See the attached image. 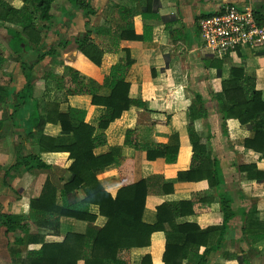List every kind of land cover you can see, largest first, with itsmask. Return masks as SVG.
Masks as SVG:
<instances>
[{
    "label": "crops",
    "instance_id": "crops-1",
    "mask_svg": "<svg viewBox=\"0 0 264 264\" xmlns=\"http://www.w3.org/2000/svg\"><path fill=\"white\" fill-rule=\"evenodd\" d=\"M2 1L14 9L23 6L20 0ZM84 1L94 12L89 18L73 4L74 0L55 1L51 8L53 21L43 33L39 53L14 55L6 26H0V88L5 92V104L0 103V219L5 215L27 218L30 201L39 197L47 180L55 190L56 206H69L85 199L86 192L81 187L73 192L65 191L71 180L69 154L49 149L73 143V135L62 131L57 113L81 110L85 112L84 121L96 126L103 109L91 104L90 95H71L64 99L63 92L43 78L50 72L60 76L67 65L102 85L110 67L127 50L133 61L126 76L129 97L144 102L147 112L132 107L104 131L106 144L94 149L93 155L100 157L111 148L120 147L126 162L129 160L132 165L124 167V179L115 164L105 167L95 173L97 184L114 198L123 185L145 181L148 193L141 220L146 225L157 222V208L164 203L192 201L196 195L204 200L194 207L200 209L198 214L176 218L173 230L167 225L165 230L153 232L148 246L132 249L123 258L130 264H164L167 246H177V251L185 245L186 235L176 230L175 225L195 224L204 235L196 238L189 251H177L172 264H264V158L243 146L242 141L250 135L246 126L234 119L222 122L214 100L222 92V83L230 79L232 67L244 68L254 75L255 89L264 100V46L242 48L222 57L209 55L201 47L197 26L199 19L218 14L227 6L243 8L246 5L251 6L255 19L260 18L264 26V0H158L153 8L158 18L151 19L143 18L142 1ZM116 4L132 8L135 34L142 35L144 26H151L150 40H123L115 52V46L104 33L95 34L98 28L105 31L118 24V15L112 14V6ZM88 31L98 46L107 50L100 67L77 51L73 42ZM63 43L68 44L63 48ZM49 51L54 54L46 55ZM39 55L44 56L41 59ZM108 95L104 87L98 92L99 97ZM198 98L204 103L206 118H199ZM189 126L204 145L212 164L208 163L204 176L207 178L214 169L221 180L218 189L211 191L209 181L203 178L197 182L177 179L178 172L191 166ZM127 129L135 131L138 149L124 145ZM100 132L95 130L94 136ZM146 145L165 146L170 153L176 152L175 163H166L164 158L147 160L146 151L141 149ZM37 154L48 169L35 166L33 157ZM240 167L255 169L241 171ZM257 173L262 179H256ZM97 184L92 180L91 188ZM223 198L229 200L233 216L221 229ZM90 212L96 216L92 224L60 217L56 234L49 228L35 227L28 219L23 220L21 224L25 223L29 232L26 239L38 240L28 243L26 249L61 242L69 233L85 234L102 228L106 218L99 215L96 206H91ZM22 235L7 233L0 223V251L10 256L9 260L0 257V264H11L14 240Z\"/></svg>",
    "mask_w": 264,
    "mask_h": 264
},
{
    "label": "trees",
    "instance_id": "trees-1",
    "mask_svg": "<svg viewBox=\"0 0 264 264\" xmlns=\"http://www.w3.org/2000/svg\"><path fill=\"white\" fill-rule=\"evenodd\" d=\"M20 1L23 6L20 9H14L0 0V26H6L7 34L11 38L10 50L14 55L32 51L39 53L43 46V33L53 21L51 8L56 0ZM141 1L144 3L145 9L143 18H158L153 11L158 0H133L134 3ZM73 4L85 12L86 18L94 15L90 5L86 4L84 0H74ZM112 14L118 15V24L105 31L103 28H98L95 30V34L104 33L109 38L111 45L115 46V52L118 50V44L123 40L142 42L150 40L151 26L145 25L142 35L135 34L132 8L116 4L112 6ZM256 22L259 26H263L260 18H257ZM73 42L77 51L90 63L97 67L101 66L107 50L98 46L90 31L82 38H75ZM67 44L63 43L62 47L64 48ZM52 54L54 52L49 51L46 55ZM43 56L39 55V58L42 59ZM132 62L129 52L125 50L124 57L110 67L109 74L104 77L102 85L85 78L67 65L63 67L60 76L52 72L44 76L43 79L46 82L53 83L56 90L63 92L64 99L71 95H90L91 104L102 107L103 112L99 116L96 126L84 121V111L69 109L66 113H57L56 117L60 121L62 131L73 135V143L67 147L53 146L49 150L69 154V160L72 162L68 168L71 180L69 179L70 182L66 184L65 191L73 192L81 187L85 190L86 197L69 206L58 207L55 205V190L50 180H47L39 197L30 201L27 218L13 215L2 216L0 223L6 228L7 233L20 232L23 234L22 237L14 240L15 249L11 253V264H78L80 261L83 264H130L123 258V254L132 249L148 246L151 234L165 230L167 225L173 230L176 218L199 213L200 209L194 207H197L204 199L201 195H196L195 200L192 201L162 204L157 208V222L154 225H146L141 220L148 193L145 181L123 185L116 196L112 198L95 180V173L111 164H115L121 170V177L124 179L122 173L124 167L130 168L132 165L129 160L126 162L120 147H113L109 153L100 157L93 155L94 149L106 144L104 131L112 122L119 119L123 112L132 107L146 110L144 102L129 97V84L126 82V76ZM26 87L28 88L29 85L27 84ZM103 87L109 91V95L99 97L98 92ZM4 98L5 92L0 88V103L5 104ZM197 100L201 104L199 118H206L207 111L204 108V103L199 98ZM214 100L222 122L234 119L241 126H246L250 135L242 141L243 146L261 154V158H264V100L261 93L255 89L254 75L245 72L244 68L232 67L230 79L222 83V92L215 96ZM95 130H101V132L94 136ZM187 130L192 143L193 155L190 168L178 172V181L193 180L197 182L203 178L209 181L211 191L218 189L221 180L217 177L214 169L210 171L207 178L204 176L205 169L210 163L204 145L196 137L191 126ZM124 145L133 149L139 148L134 130L127 129L125 131ZM141 149L146 151L149 161L164 158L166 163L173 164L177 159V153H170L165 146L146 145ZM33 160L36 161L37 168H49L40 162L39 154L33 157ZM121 165L123 166L121 167ZM250 169H255V167H240L241 171H250ZM1 176L2 169L0 167ZM256 179L260 180L262 176L257 173ZM92 180L97 184L93 189L91 188ZM221 200L220 209L224 221L221 229H223L232 218L233 212L229 200L224 198ZM91 206H96L99 215L106 218L102 228L94 231L89 230L85 234L69 233L61 242L44 243L39 249H26L28 243H37L38 240L35 238L26 239L29 232L26 224H21L23 220L28 219L33 222L35 227L49 228L56 234L60 217L73 218L89 224L94 223L96 216L90 212ZM175 229L186 235L185 245L177 251H189L194 247L196 238H201L204 235L195 224L175 225ZM176 248L177 246L166 247L163 256L164 264H172L174 254L177 252ZM24 252L25 254H23Z\"/></svg>",
    "mask_w": 264,
    "mask_h": 264
},
{
    "label": "built area",
    "instance_id": "built-area-1",
    "mask_svg": "<svg viewBox=\"0 0 264 264\" xmlns=\"http://www.w3.org/2000/svg\"><path fill=\"white\" fill-rule=\"evenodd\" d=\"M198 33L205 53L225 56L242 48L264 46V26H259L250 5L227 6L222 12L198 21Z\"/></svg>",
    "mask_w": 264,
    "mask_h": 264
},
{
    "label": "rangeland",
    "instance_id": "rangeland-1",
    "mask_svg": "<svg viewBox=\"0 0 264 264\" xmlns=\"http://www.w3.org/2000/svg\"><path fill=\"white\" fill-rule=\"evenodd\" d=\"M0 257H1V259L3 260V259H5V260H9V258H10V256L9 255H7L5 252L3 253H1V251H0Z\"/></svg>",
    "mask_w": 264,
    "mask_h": 264
}]
</instances>
